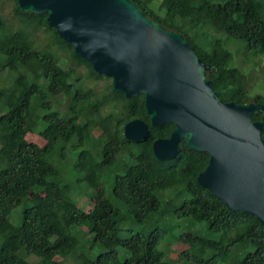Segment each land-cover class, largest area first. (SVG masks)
I'll list each match as a JSON object with an SVG mask.
<instances>
[{
    "label": "trees",
    "instance_id": "obj_1",
    "mask_svg": "<svg viewBox=\"0 0 264 264\" xmlns=\"http://www.w3.org/2000/svg\"><path fill=\"white\" fill-rule=\"evenodd\" d=\"M12 1L11 18L0 13V70L16 76L0 87V264H57L56 258L77 250L80 238L73 229L85 225L88 250L74 254L78 264H181L158 249L177 218L205 222L213 233L227 235L224 241L191 233L200 241L184 253L195 264H264L263 223L229 209L198 181L210 154L183 149L174 159H158L153 143L169 137L175 124L153 126L143 94L114 92L111 79L76 55L48 23V13L23 12ZM134 1L149 17L185 35L211 65L208 78L221 99L264 105V95H250L247 86L258 76L238 59L243 54L259 64L264 56L263 0H163L164 14L151 0ZM39 29L46 33L44 45L35 34ZM100 81L106 86L98 90ZM136 118L149 123L150 133L130 140L124 127ZM253 119L264 122V113ZM33 133L45 142L30 140ZM58 155L67 161L75 155L76 175L94 188V196L101 195L90 209L66 196L54 161ZM107 176L113 181L105 197ZM18 206H23L20 223H14ZM140 224L149 226L135 231ZM32 254L39 262L30 261Z\"/></svg>",
    "mask_w": 264,
    "mask_h": 264
},
{
    "label": "water",
    "instance_id": "obj_2",
    "mask_svg": "<svg viewBox=\"0 0 264 264\" xmlns=\"http://www.w3.org/2000/svg\"><path fill=\"white\" fill-rule=\"evenodd\" d=\"M23 12L48 13V23L76 55L112 80L114 92L143 94L153 126L174 123L153 143L170 160L183 149L208 152L199 183L231 210L255 215L264 225V122L257 102H226L208 78L206 63L184 34L149 17L134 0H17ZM149 123L133 119L124 134L141 140Z\"/></svg>",
    "mask_w": 264,
    "mask_h": 264
},
{
    "label": "rangeland",
    "instance_id": "obj_3",
    "mask_svg": "<svg viewBox=\"0 0 264 264\" xmlns=\"http://www.w3.org/2000/svg\"><path fill=\"white\" fill-rule=\"evenodd\" d=\"M264 2V0H263ZM14 2L12 0H0V13L4 16V18H11V12ZM150 5L159 11L160 13H165L166 9L163 6V0H151ZM32 28V27H31ZM36 37L38 39V42L41 45H44L47 41L46 39V33L39 29L35 32ZM233 45V44H231ZM235 47V45H233ZM63 56V54H62ZM64 57L70 62V54H64ZM241 60V66L243 69H245L247 72L251 73L255 78L258 76V81L249 82L248 81V89L250 88V95H255L257 93H261L264 95V56L262 58L258 57L259 64L254 62L252 63L249 60H245L243 57V54L239 55V58ZM253 77V78H254ZM16 76L15 73L11 72L8 73L6 71L0 70V87H6L10 86L11 83L14 82ZM112 81V80H111ZM106 86L105 81H100L97 84V89L100 90ZM103 113H106L104 110ZM101 133L100 129H96L94 131V134L98 136ZM30 140L36 141L40 144H43L45 141L44 139L38 135V134H30L29 135ZM55 161V164L60 169V177L63 181V184H65V194L70 199L74 200L81 208L90 209L97 201L101 200V195L94 196V188L90 186L85 181H82L79 179L78 175H76V171L74 168V162L76 161V156L74 155L73 161H67V159L61 160L59 155ZM117 170V169H115ZM112 176L114 175V171L112 170ZM112 176H107V178L104 177L103 180V186L106 188L107 194L105 197H108L111 192V186L110 183L113 181ZM102 186L98 188V191L102 190ZM23 209V206H18L13 210V217L12 220L14 223H20L21 218V211ZM169 210V206H167L162 211L165 213ZM173 223L177 224L174 232H168L162 238L160 239L158 243V249L163 251L165 253V257L167 259L176 260L181 264H195V262H192L188 260V257L184 253V250L187 251L188 249H192L194 245L199 243L198 238L194 237V232H199L204 239L205 238H219L220 240H226L227 235L225 233H219V232H212V230L208 229L205 222H193L191 224L190 222L186 223L184 218H177L172 221ZM121 225L123 227L127 226V222H122ZM144 226L148 227L149 225L140 224L135 225L134 230L138 231L140 228H143ZM88 225L83 226L82 228L77 227L73 229L74 234H76L80 238V243L77 247V250L68 255L65 258H56L57 264H78L75 260L74 254L77 251H87L88 250V236H86L85 230H88ZM195 234V233H194ZM198 234V233H197ZM86 239V240H85ZM2 240L0 239V244ZM124 252V249H121V254ZM183 252V253H182ZM29 259L32 263L39 262L40 258L35 255H30ZM28 259V260H29Z\"/></svg>",
    "mask_w": 264,
    "mask_h": 264
},
{
    "label": "clouds",
    "instance_id": "obj_4",
    "mask_svg": "<svg viewBox=\"0 0 264 264\" xmlns=\"http://www.w3.org/2000/svg\"><path fill=\"white\" fill-rule=\"evenodd\" d=\"M252 102V101H251Z\"/></svg>",
    "mask_w": 264,
    "mask_h": 264
}]
</instances>
